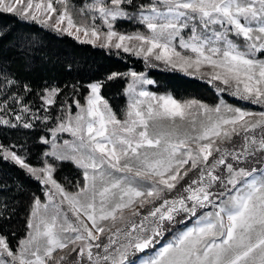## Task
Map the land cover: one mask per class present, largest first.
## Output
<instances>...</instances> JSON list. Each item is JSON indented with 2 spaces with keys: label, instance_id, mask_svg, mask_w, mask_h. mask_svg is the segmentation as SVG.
<instances>
[{
  "label": "snow or ice",
  "instance_id": "1",
  "mask_svg": "<svg viewBox=\"0 0 264 264\" xmlns=\"http://www.w3.org/2000/svg\"><path fill=\"white\" fill-rule=\"evenodd\" d=\"M74 8L0 0V13L201 79L216 101L154 93V79L128 70L70 95L46 84L36 105L31 85L0 67V131L39 130L44 146L33 164L27 141L0 142V162L44 198L15 248L0 234V264H264V0H85L80 22ZM19 47L26 56L37 42ZM115 80L126 82L124 119L102 94ZM64 164L82 174L75 191L55 178ZM11 190L0 178V221L14 212Z\"/></svg>",
  "mask_w": 264,
  "mask_h": 264
},
{
  "label": "trees",
  "instance_id": "2",
  "mask_svg": "<svg viewBox=\"0 0 264 264\" xmlns=\"http://www.w3.org/2000/svg\"><path fill=\"white\" fill-rule=\"evenodd\" d=\"M83 0H69V4L78 8ZM127 29V26H125ZM0 67L6 68L14 73L22 82L30 84L33 94L27 99L39 105V99L35 93L46 84L59 85L66 94H71V85L79 82L86 84L92 79H102L109 72H126L128 70L143 71L149 78L157 83L150 87L154 93H171L176 99L197 98L205 102L214 103L216 94L212 87L201 79L185 75L182 72L158 71L147 69L142 60L125 53L117 55L115 51L109 53L105 49L80 44L72 37L57 34L55 31L40 27L34 22L21 20L11 13H0ZM33 40L37 42V48L25 56L19 45L22 40ZM74 61L73 70L66 71L65 64ZM124 80L109 82L103 89L102 94L113 108L120 119L126 104L124 96ZM86 95V89H81ZM64 99L63 96L60 97ZM231 102L233 99L227 97ZM237 104L244 103L237 101ZM246 107L255 110V106ZM52 111H56L55 108ZM28 130H3L0 131V142L25 143L32 149L30 162L35 164L39 159L40 151L44 146L35 142L37 130L28 136L21 133ZM0 178H3L11 191L5 193L9 200L10 209H14L10 219L0 221V234L7 235L11 247L15 248L18 241L25 237L27 232V217L34 196H39L43 201L42 186L35 180L27 177L22 170L6 163L0 162ZM55 178L69 191H75L74 185L77 181L83 182L80 170L71 164H64L58 168ZM22 185L18 188L17 185ZM14 234V235H13ZM59 253H56V255Z\"/></svg>",
  "mask_w": 264,
  "mask_h": 264
},
{
  "label": "rangeland",
  "instance_id": "3",
  "mask_svg": "<svg viewBox=\"0 0 264 264\" xmlns=\"http://www.w3.org/2000/svg\"><path fill=\"white\" fill-rule=\"evenodd\" d=\"M85 3V0H83V2H82V4L78 7V8H74L73 9V16H74V18L76 19V21L77 22H80V19H81V17H80V15H79V12H78V9L83 5ZM70 5H72V4H70ZM134 57V56H133ZM136 58V57H135ZM141 60V59H140ZM144 63V62H143ZM146 66V65H145ZM146 68L147 69H154V70H158V71H164V72H170V71H173V70H166L165 69V67H164V65L163 64H160L159 65V67H155V68H150V67H147L146 66ZM176 72H180V71H176ZM153 85H151V86H148V90H150V87H152ZM151 91V90H150ZM124 96H125V94H124ZM229 98H231V97H229ZM231 99H233V98H231ZM125 100H126V104H125V107H124V109H123V112H122V116H121V118L120 119H124V116H125V112H126V109H127V97L125 96ZM242 103H244V102H242ZM255 105H253L252 107H254ZM250 109V108H249ZM252 110V109H251ZM255 110L256 111H258V110H260L259 109V107L258 106H255ZM63 138L64 139H71V137H69L67 134H63ZM69 216H71V214L69 213ZM58 255V254H57Z\"/></svg>",
  "mask_w": 264,
  "mask_h": 264
}]
</instances>
